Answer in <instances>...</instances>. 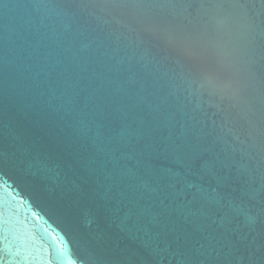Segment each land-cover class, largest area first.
Here are the masks:
<instances>
[{
    "label": "water",
    "instance_id": "1",
    "mask_svg": "<svg viewBox=\"0 0 264 264\" xmlns=\"http://www.w3.org/2000/svg\"><path fill=\"white\" fill-rule=\"evenodd\" d=\"M0 264H264V0H0Z\"/></svg>",
    "mask_w": 264,
    "mask_h": 264
}]
</instances>
